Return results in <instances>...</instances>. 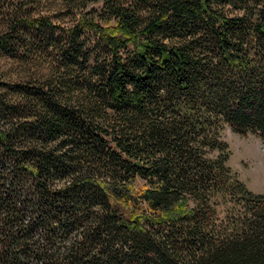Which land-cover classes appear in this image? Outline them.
<instances>
[{"label": "trees", "instance_id": "trees-1", "mask_svg": "<svg viewBox=\"0 0 264 264\" xmlns=\"http://www.w3.org/2000/svg\"><path fill=\"white\" fill-rule=\"evenodd\" d=\"M227 126L264 141V0H0V264H264Z\"/></svg>", "mask_w": 264, "mask_h": 264}, {"label": "rangeland", "instance_id": "rangeland-1", "mask_svg": "<svg viewBox=\"0 0 264 264\" xmlns=\"http://www.w3.org/2000/svg\"><path fill=\"white\" fill-rule=\"evenodd\" d=\"M223 139L228 143V165L232 172L255 193L264 194V141L260 134L239 133L227 126ZM143 182L139 181V185Z\"/></svg>", "mask_w": 264, "mask_h": 264}]
</instances>
